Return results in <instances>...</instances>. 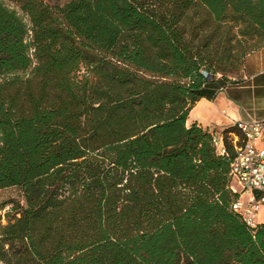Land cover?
<instances>
[{
    "label": "trees",
    "instance_id": "trees-1",
    "mask_svg": "<svg viewBox=\"0 0 264 264\" xmlns=\"http://www.w3.org/2000/svg\"><path fill=\"white\" fill-rule=\"evenodd\" d=\"M0 0V264H264L232 133L188 115L264 40V0ZM30 36V41L26 40ZM222 76L217 78V74Z\"/></svg>",
    "mask_w": 264,
    "mask_h": 264
},
{
    "label": "crops",
    "instance_id": "crops-1",
    "mask_svg": "<svg viewBox=\"0 0 264 264\" xmlns=\"http://www.w3.org/2000/svg\"><path fill=\"white\" fill-rule=\"evenodd\" d=\"M251 120H264V47L247 55L238 79L221 86L213 98L201 97L186 123L221 133L234 122Z\"/></svg>",
    "mask_w": 264,
    "mask_h": 264
},
{
    "label": "built area",
    "instance_id": "built-area-1",
    "mask_svg": "<svg viewBox=\"0 0 264 264\" xmlns=\"http://www.w3.org/2000/svg\"><path fill=\"white\" fill-rule=\"evenodd\" d=\"M233 125L239 134H231L235 155L230 165V187L240 196L231 208L252 230L264 228V120L237 121ZM213 140L217 151L227 154L222 132L215 133Z\"/></svg>",
    "mask_w": 264,
    "mask_h": 264
},
{
    "label": "rangeland",
    "instance_id": "rangeland-1",
    "mask_svg": "<svg viewBox=\"0 0 264 264\" xmlns=\"http://www.w3.org/2000/svg\"><path fill=\"white\" fill-rule=\"evenodd\" d=\"M9 8L14 9L17 14L27 23L29 24V19L26 14V12L21 8L20 0H2ZM45 3L49 5H63L66 2L70 0H43ZM26 40L30 41V36L28 35ZM264 47V40L261 38L256 39V45L252 47L251 50L244 56V58L241 59L240 64L235 68V70L231 72H226V75L229 76L232 80L238 79L241 75V72L243 70L246 57L249 53H251L254 50H257L259 48ZM218 77L222 76L221 73L217 74ZM220 130V129H219ZM222 132V130H220ZM233 186L240 190V186L233 182ZM21 202L24 203V196L19 187H8V188H2L0 189V215H1V222L6 223L5 214L7 211H10L13 204L12 202Z\"/></svg>",
    "mask_w": 264,
    "mask_h": 264
}]
</instances>
